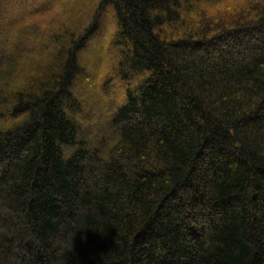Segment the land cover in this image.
<instances>
[{
  "label": "trees",
  "instance_id": "trees-1",
  "mask_svg": "<svg viewBox=\"0 0 264 264\" xmlns=\"http://www.w3.org/2000/svg\"><path fill=\"white\" fill-rule=\"evenodd\" d=\"M0 264H264V0H0Z\"/></svg>",
  "mask_w": 264,
  "mask_h": 264
},
{
  "label": "rangeland",
  "instance_id": "rangeland-1",
  "mask_svg": "<svg viewBox=\"0 0 264 264\" xmlns=\"http://www.w3.org/2000/svg\"><path fill=\"white\" fill-rule=\"evenodd\" d=\"M17 7L18 8L21 7V3H19V6H17ZM14 8H16V6ZM90 52L92 54V57L97 55V53H95V51H90ZM110 91H112V89Z\"/></svg>",
  "mask_w": 264,
  "mask_h": 264
}]
</instances>
